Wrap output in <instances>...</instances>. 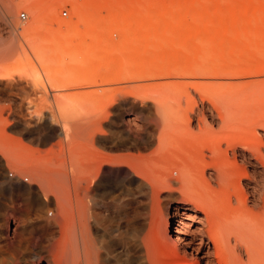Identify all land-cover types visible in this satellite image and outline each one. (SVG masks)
I'll list each match as a JSON object with an SVG mask.
<instances>
[{
  "label": "bare ground",
  "instance_id": "bare-ground-1",
  "mask_svg": "<svg viewBox=\"0 0 264 264\" xmlns=\"http://www.w3.org/2000/svg\"><path fill=\"white\" fill-rule=\"evenodd\" d=\"M24 3L8 10L13 12ZM39 13L38 18L43 16ZM256 17L260 15L256 13ZM38 18L24 29V41L40 38L43 21ZM15 42L13 33L1 53L14 49ZM205 46L193 52L190 62L169 70L186 77L235 75V68L224 67L223 59L213 60L207 55L223 50L226 40L212 42L208 51ZM67 55L72 59L74 52L70 50ZM92 56L89 62L81 61L77 70L71 64L60 67L56 57L46 66L44 83L72 91L64 99L54 96L55 92L50 98L44 93L40 71L28 58L15 68L21 77L35 79L44 99L36 113L39 128L19 135V151H7V163L0 158V264H264V140L256 135L258 132L249 139L231 133L251 124L255 102L264 113V96L250 99L241 81L216 83L215 79L208 83L212 108L198 115L194 128L183 126L175 136L167 133L169 124L192 122L189 115L171 114L169 91L176 82L111 88L116 77L112 73L101 75L93 62L97 56ZM10 72L7 67L0 68V79H12L15 74ZM27 83L18 88L26 91L31 84ZM4 84L11 86L10 81ZM121 90L156 101L157 114L151 113L156 117V130L148 143L130 134L121 139L101 123ZM47 103L48 113L44 109ZM177 135L184 139L183 154L165 155L168 143ZM49 143L50 160L35 164L37 158L29 154L30 145ZM5 149L0 147L1 152ZM230 149L237 150L239 159L230 158ZM159 155L162 160H155ZM10 166L16 170L11 176ZM173 173L178 174L177 179ZM134 204L147 211L157 209L155 227L154 222L151 228L134 224ZM153 214L156 218L155 211ZM182 215L197 217L199 226L189 231ZM143 217L147 221L148 213Z\"/></svg>",
  "mask_w": 264,
  "mask_h": 264
},
{
  "label": "rangeland",
  "instance_id": "rangeland-1",
  "mask_svg": "<svg viewBox=\"0 0 264 264\" xmlns=\"http://www.w3.org/2000/svg\"><path fill=\"white\" fill-rule=\"evenodd\" d=\"M21 2L26 1L0 0V68L7 67L8 72L12 71L10 73L15 74L12 79H0V147H6L4 152L0 151V158L2 157L6 163L5 159L8 158L7 154L10 150V152L16 153L19 151V135L27 129L37 130L40 126L36 113L42 107L41 103L44 97L38 93L40 90L35 85L34 78L29 80L26 76L21 77L15 70L19 66V62L27 58L40 71L43 83L47 79L45 76L46 66L55 57L60 67L71 64V68L77 70L82 62H89L90 58L95 57H91L92 54L97 56L93 62L99 68L101 75L112 73L116 77L114 82L110 83L112 84L111 88H121L126 84L135 87L176 82L177 86L169 91L172 105L171 114L178 117L189 115L192 122L184 124L175 121L169 124L166 128L167 133L175 136L182 131L183 126L185 129L194 128L201 113H208L209 108H212L210 99L212 88L208 83L215 82V79L216 83L220 81L233 83L235 80H237L236 83H239L241 81L250 99L264 96V0H56L60 7L68 10L67 18L60 16L59 8H52V0H30L13 12L8 10L10 6ZM21 11L28 13V20L24 23L18 20ZM39 11L43 15L40 18H38ZM256 13L260 17H256ZM196 17H199V21L194 23ZM37 18L41 22L43 21V30L40 32L41 36L40 34L38 36L40 38H30V40L24 41L22 35L24 29L34 23ZM132 23L133 27H130ZM120 26L124 28L123 31L120 29L117 31ZM63 31L71 34L61 36L60 33ZM13 33L16 34L14 49L5 54L1 53ZM137 37L138 39L135 41ZM225 40L226 49L215 50L207 55L213 60L223 59L224 67L236 69L233 68L235 75L219 76L218 78L207 75L186 77L182 73L177 74L169 70L174 65L190 62L193 52L201 50L203 45H206L204 48L208 51L212 42L219 43ZM53 41L56 43L54 44ZM36 46L39 48L38 51L35 50ZM84 46H87V49ZM70 50L74 52L72 59H69L67 55ZM230 59H234L236 62H231ZM251 66L252 70L255 69L252 73V70L249 69ZM245 68L247 69L243 70ZM162 69L165 73L161 72L158 75ZM133 73L134 75H132ZM8 81L11 83L9 87L4 84ZM21 83L31 84L27 86L26 91H22L18 86ZM248 83L249 85L245 86ZM44 84V93H47L49 98L54 92V96L60 98L67 94L68 96L73 94L68 88L60 89L47 83ZM57 91L58 93H56ZM121 91L118 93L117 99L110 104L111 106L109 105L108 111L110 112L101 118V123L108 125L119 134L121 139L127 138L130 134L139 142L148 143L156 130V117L151 116V113L157 114L156 101L151 97L144 96V98L132 91ZM222 91L224 92V90ZM224 97L222 100L226 101V97ZM72 99L75 101L76 98L71 96L70 100ZM49 100L48 102H50ZM38 102L40 103L38 104ZM69 103L73 104L70 101ZM28 104L30 107L35 105L34 108L39 105L41 107L30 109ZM44 109L46 113L50 112V103H47ZM251 110L254 111V113L251 111V126L231 133L249 139L258 132L259 134L256 135L264 140V128L261 127L264 123V113L258 106V102L252 104ZM259 110L263 114L259 113ZM13 130L19 134H15ZM247 131L253 133L250 132L252 133L250 134ZM183 140L177 135L173 141L168 143L165 155L167 153L172 156H181ZM15 147L18 149L16 150ZM30 147L29 154L33 153L34 158H37L33 160L35 164L42 162V159L50 160V143L47 145L33 144ZM233 150H229L230 158L239 159L237 150ZM154 158L160 161L162 155L154 156ZM10 168V176L13 172L16 174V170L11 166ZM129 169L132 172L135 171L132 167ZM172 177L177 179L178 174L173 173ZM134 209H136L134 220L136 226L145 225L148 226L147 228L149 226L151 228V222L152 225L154 222L153 227H155L158 218L156 208H154L155 210L150 208L147 211L142 206L134 204L132 210ZM153 211L157 214L156 218L153 216ZM147 213L149 217L145 221L143 216ZM153 218L155 221L152 220ZM181 219L187 222L189 231H194L199 226L197 217L193 219L190 216L182 215ZM2 220L0 217V229H2ZM146 232L149 233L145 230L144 236H147ZM188 233L185 234V237L189 235ZM169 234H173L171 228ZM197 242L196 238L194 243ZM187 251L188 249L183 250L184 253Z\"/></svg>",
  "mask_w": 264,
  "mask_h": 264
},
{
  "label": "built area",
  "instance_id": "built-area-1",
  "mask_svg": "<svg viewBox=\"0 0 264 264\" xmlns=\"http://www.w3.org/2000/svg\"><path fill=\"white\" fill-rule=\"evenodd\" d=\"M51 6L53 9H57L59 8L60 10V16L62 18H67L68 17V10L66 8H62V6L60 7L59 3L56 2V0H52ZM18 20L21 23H24L28 20V13L27 11H21L18 15ZM0 42H1V37H0Z\"/></svg>",
  "mask_w": 264,
  "mask_h": 264
}]
</instances>
